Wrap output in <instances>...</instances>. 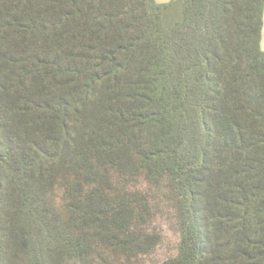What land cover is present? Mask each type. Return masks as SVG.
I'll return each instance as SVG.
<instances>
[{"label": "trees", "instance_id": "1", "mask_svg": "<svg viewBox=\"0 0 264 264\" xmlns=\"http://www.w3.org/2000/svg\"><path fill=\"white\" fill-rule=\"evenodd\" d=\"M263 26L264 0H0V264H264Z\"/></svg>", "mask_w": 264, "mask_h": 264}, {"label": "rangeland", "instance_id": "2", "mask_svg": "<svg viewBox=\"0 0 264 264\" xmlns=\"http://www.w3.org/2000/svg\"><path fill=\"white\" fill-rule=\"evenodd\" d=\"M158 3L169 2L171 0H156ZM147 183H142L141 187H146ZM157 223L160 225L164 233L163 244L159 247L157 252L152 256L155 261H162L176 252V243L178 241V234L175 230L174 217L172 212L162 205L161 210L157 216Z\"/></svg>", "mask_w": 264, "mask_h": 264}, {"label": "crops", "instance_id": "3", "mask_svg": "<svg viewBox=\"0 0 264 264\" xmlns=\"http://www.w3.org/2000/svg\"><path fill=\"white\" fill-rule=\"evenodd\" d=\"M165 3V2H164ZM262 46L264 48V26H263V34H262Z\"/></svg>", "mask_w": 264, "mask_h": 264}]
</instances>
